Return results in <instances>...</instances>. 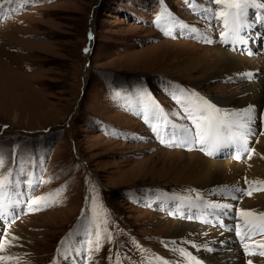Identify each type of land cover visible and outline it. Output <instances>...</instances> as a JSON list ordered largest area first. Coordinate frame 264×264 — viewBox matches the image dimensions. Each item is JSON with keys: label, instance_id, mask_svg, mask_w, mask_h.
<instances>
[{"label": "rangeland", "instance_id": "obj_1", "mask_svg": "<svg viewBox=\"0 0 264 264\" xmlns=\"http://www.w3.org/2000/svg\"><path fill=\"white\" fill-rule=\"evenodd\" d=\"M230 2L192 0L193 10L185 0H1L0 178L13 182L8 198L24 203L15 218L0 220V264H17L3 260L15 252L22 264H199L198 251L185 250L161 227L189 221L164 197L201 190L186 168L201 147L159 144L152 131L162 119L165 127L166 116L186 120L189 100L218 108L216 96L244 97L242 77L205 72L221 69L209 56L223 48L216 23ZM247 3L242 30L257 35L254 47L227 34L246 48L224 49L256 57L264 49L257 47L264 0ZM192 123L172 122L176 128L164 134L194 133ZM26 181L44 182L27 188ZM58 190L59 202L51 203L48 194ZM42 196L32 210L26 206ZM11 237L18 239L8 243Z\"/></svg>", "mask_w": 264, "mask_h": 264}, {"label": "bare ground", "instance_id": "obj_2", "mask_svg": "<svg viewBox=\"0 0 264 264\" xmlns=\"http://www.w3.org/2000/svg\"><path fill=\"white\" fill-rule=\"evenodd\" d=\"M244 11L242 18L246 16V20L249 15L244 13ZM228 34L232 35V32ZM238 37L243 38L242 30L239 31ZM245 40L249 46L254 47L253 42L246 38ZM213 48L209 58L214 59V62H217L221 69L212 70L211 72L206 70V74L209 73L208 78L215 76L224 77L225 74L233 77H242L240 84L241 86L243 85L241 91L242 95L244 94L241 99L232 93L221 97L216 96L213 100L217 103L218 109L223 110H220L221 114H234L237 109H239L238 113H244L246 110L251 109L253 117L251 125L256 127L257 134L256 136L246 135V149L240 147V153L237 156L236 151L238 146H240L239 141L230 147L221 148L228 158L224 155H220L223 158L217 159L211 157V155L207 154L208 149L206 146L204 147V155L207 154L208 157L199 156L197 151L192 152L193 158L189 160L186 168L190 170L189 176L193 180V183L190 184L197 186L201 190H191L192 194L188 197L186 195L180 197V194L171 195L167 191L165 192V201L167 203L172 201L171 207L175 206L179 212L183 213L192 214V212H195L196 205H206V200H212L214 204L219 205L227 204L230 205V208L225 209L221 213H217L219 210L213 213L209 212V214L211 213L210 215L202 218H195L192 215L190 222L176 219V221L169 222V224L161 228L168 229L167 231L170 230L172 237H177L179 246L185 250L190 252L198 251L200 255L195 254V256L198 258L199 261L197 262L199 264H248L249 261L252 264H264V256L259 255L260 252L264 251V247H259V253L249 255L250 252H254L253 248L259 245L260 242L264 243V236L255 235L251 239H242L246 228L245 223H241L239 220L240 217L247 218L241 216L244 211L251 210L257 214L264 213V191L257 190L262 186L251 183L252 181H264L261 179L264 178V111L261 110V108L264 110V49L261 48L258 51L257 54H261L260 56L247 57L246 55H234L221 47ZM246 73H252L253 78L248 79L242 75ZM225 107H228L226 112L224 110ZM233 109L235 111H232ZM237 123H243V120ZM192 124L194 128V123ZM229 133L231 132L225 133L226 138L236 137L228 135ZM193 135V130L187 133L183 132V130L177 131L179 141H186L184 144L193 147H201L193 142ZM221 149L214 153L216 157L220 154ZM231 157H239L245 161H242L243 163L238 159V161H233L230 159ZM241 175L246 176V179H244L245 181L240 179V182H238L237 178ZM234 189H244L252 194L241 195L240 192L234 191ZM197 194L202 196V199H197ZM232 196H236L237 199H233ZM4 203H7V201H4ZM249 218L254 219L255 217ZM5 225L6 223H0L2 229ZM18 231L23 234L20 230H16L15 234H19ZM11 240L12 237L8 243ZM26 240L27 238L24 237L23 243ZM193 245H196V247H193ZM154 247L158 248L159 245L156 243ZM3 260L6 263L16 260L17 264H22V259L18 252L8 254Z\"/></svg>", "mask_w": 264, "mask_h": 264}, {"label": "snow or ice", "instance_id": "obj_3", "mask_svg": "<svg viewBox=\"0 0 264 264\" xmlns=\"http://www.w3.org/2000/svg\"><path fill=\"white\" fill-rule=\"evenodd\" d=\"M12 2V0H10ZM30 2V0H25V3ZM186 3L191 4L193 10L195 9V4H192V0H185ZM215 3H221V0H215ZM248 6L247 0H232V2L227 4V7L230 9L228 13L220 12L219 16L224 18V28H229V17L232 20V35L238 37L239 31L242 27L241 17L243 14V10ZM264 6V5H261ZM3 9L0 8V17H2ZM159 19V17L157 18ZM183 26V25H181ZM221 36L224 37V42H228V37L224 32H221ZM207 42L211 43L212 41L209 39ZM88 50L85 49V52ZM248 79L253 78L252 73L242 74ZM183 91V90H181ZM189 98L197 96L195 93L188 94ZM185 111L189 113L186 117L188 119L193 120L196 131H194L193 142L201 146V150H204L206 146L208 151V155H213L215 152L219 151L223 147H230L233 144H236L239 141L240 147L242 149H246L247 139L246 134L251 133L250 124L252 123V110L248 109L244 113H236V114H221L220 109L216 108L214 105L208 103L207 100L203 98H199L198 102L192 103L191 100L186 106ZM234 116H239L243 120V123H237L233 120ZM6 127V126H5ZM234 127L243 128L246 130L245 134L240 138L236 137H227L225 136L226 132H231ZM191 131V129H183V132L187 133ZM174 135V134H173ZM163 142V141H162ZM186 143V141H185ZM239 158V157H237ZM250 158V157H249ZM4 167L3 157L0 156V168ZM44 181H26L25 187L27 188H35L39 183ZM16 184L21 183L20 181H16ZM247 183V181H246ZM252 184H258L262 187L258 188L259 191H264V181H252ZM13 182L9 179V177L0 178V220L4 219L9 215H18L14 211L15 208H18L21 203H24L21 200H12L8 198L7 192L8 189L12 186ZM234 191L240 192L241 195H251L250 191H245L244 189H234ZM16 195H23V193H16ZM60 191L58 190L55 194L49 193L48 198L51 203L59 202ZM197 199H202V196L197 194ZM233 199H237L236 196H232ZM45 197H39L35 201H31L26 204L30 210H32V205L38 204L40 201H45ZM7 200V203L4 201ZM44 206H48L47 203ZM208 207L212 209H218L220 212H224L225 209L230 208V205L224 204H213L208 205ZM39 210V209H36ZM241 216L245 217H255V221H246L245 228L246 231L242 236V239H251L255 235L264 236V213H255L251 210L244 211L241 213ZM207 222V221H206ZM111 238L110 236L108 237ZM13 240L18 239L17 237H13ZM99 233L97 234V250L99 249ZM172 243H176L173 241ZM10 246V245H9ZM167 246V245H165ZM2 247V245H0ZM196 247V245H193ZM259 247H264V244L259 245ZM181 255H190L184 252L183 249H180ZM256 253L250 252L249 255H255ZM259 255L264 256V251L260 252ZM162 264H167L166 261H162ZM248 264H252L251 261Z\"/></svg>", "mask_w": 264, "mask_h": 264}, {"label": "crops", "instance_id": "obj_4", "mask_svg": "<svg viewBox=\"0 0 264 264\" xmlns=\"http://www.w3.org/2000/svg\"><path fill=\"white\" fill-rule=\"evenodd\" d=\"M1 229H2V228L0 227V231H1ZM14 232H16V231H14ZM12 233H13V232H12ZM10 234H11V233H10Z\"/></svg>", "mask_w": 264, "mask_h": 264}, {"label": "water", "instance_id": "obj_5", "mask_svg": "<svg viewBox=\"0 0 264 264\" xmlns=\"http://www.w3.org/2000/svg\"><path fill=\"white\" fill-rule=\"evenodd\" d=\"M91 32H92V30H91ZM92 36L94 37V34L92 33Z\"/></svg>", "mask_w": 264, "mask_h": 264}]
</instances>
